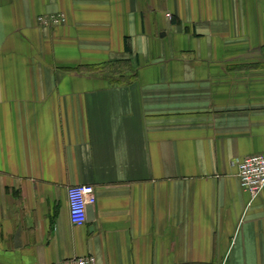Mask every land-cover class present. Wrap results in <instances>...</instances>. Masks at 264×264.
Listing matches in <instances>:
<instances>
[{
	"label": "crops",
	"instance_id": "0c3cea01",
	"mask_svg": "<svg viewBox=\"0 0 264 264\" xmlns=\"http://www.w3.org/2000/svg\"><path fill=\"white\" fill-rule=\"evenodd\" d=\"M263 152L264 0H0V264H264Z\"/></svg>",
	"mask_w": 264,
	"mask_h": 264
},
{
	"label": "built area",
	"instance_id": "2783aa9c",
	"mask_svg": "<svg viewBox=\"0 0 264 264\" xmlns=\"http://www.w3.org/2000/svg\"><path fill=\"white\" fill-rule=\"evenodd\" d=\"M42 27H55L66 22L62 13L42 15L38 18ZM241 186L251 192L254 197L264 190V152L251 155L236 162ZM97 202L94 185L82 184L69 188L70 215L74 225H84L88 219V208ZM94 256H86L62 261L57 264H96Z\"/></svg>",
	"mask_w": 264,
	"mask_h": 264
},
{
	"label": "water",
	"instance_id": "95a60500",
	"mask_svg": "<svg viewBox=\"0 0 264 264\" xmlns=\"http://www.w3.org/2000/svg\"><path fill=\"white\" fill-rule=\"evenodd\" d=\"M90 207V206H89Z\"/></svg>",
	"mask_w": 264,
	"mask_h": 264
}]
</instances>
